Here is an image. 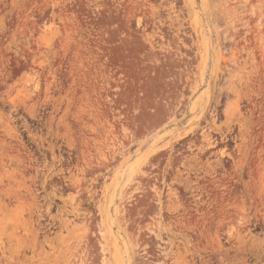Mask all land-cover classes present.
<instances>
[{"label":"rangeland","instance_id":"1","mask_svg":"<svg viewBox=\"0 0 264 264\" xmlns=\"http://www.w3.org/2000/svg\"><path fill=\"white\" fill-rule=\"evenodd\" d=\"M0 264H264V0H0Z\"/></svg>","mask_w":264,"mask_h":264}]
</instances>
